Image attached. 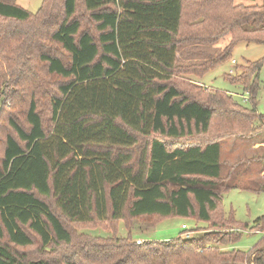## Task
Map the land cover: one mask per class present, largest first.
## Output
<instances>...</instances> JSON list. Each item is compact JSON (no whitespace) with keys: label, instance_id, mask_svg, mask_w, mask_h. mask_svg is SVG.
<instances>
[{"label":"trees","instance_id":"16d2710c","mask_svg":"<svg viewBox=\"0 0 264 264\" xmlns=\"http://www.w3.org/2000/svg\"><path fill=\"white\" fill-rule=\"evenodd\" d=\"M58 2L45 0L32 14L16 0H0V54L16 42L22 71L23 57L37 52L55 80L31 79L27 129L10 121L17 138H6L0 163V264H264V240L252 259L222 251L244 235H219L214 222L226 218L222 197L232 189L222 172V143L236 138L264 150V141H253L264 134L257 112L264 59L225 75L249 94L251 109L193 83L232 61L239 44L264 45V1ZM80 3L89 30L76 17ZM44 84L48 115L37 97ZM143 139H150L147 149L135 159ZM254 159L264 162V155ZM126 217L148 223L145 232L169 218L216 229L191 240L137 244L129 234L77 243L63 223L126 225ZM242 227L263 230L264 217ZM35 237L48 260L26 261L11 247L33 246Z\"/></svg>","mask_w":264,"mask_h":264},{"label":"rangeland","instance_id":"374dc122","mask_svg":"<svg viewBox=\"0 0 264 264\" xmlns=\"http://www.w3.org/2000/svg\"><path fill=\"white\" fill-rule=\"evenodd\" d=\"M45 0H16V5L32 14H36L42 7ZM264 1V0H263ZM62 4L59 0L56 7ZM77 18L81 19L85 29L89 30V14L84 11V7L80 3L78 8ZM23 26H25L23 28ZM91 26V25H90ZM21 30L26 32L30 29L26 25L21 26ZM48 32H46L47 34ZM18 44L9 41L5 46L4 51L0 54V163L3 159L5 151V142L8 136L17 138L15 131L10 125V121H15L23 128H28L26 121L28 104L32 97L31 79H37L36 82H55L48 76L45 63L37 58V52L34 55L24 56L23 71L21 70L22 63L18 59L19 51L16 50ZM187 49L179 54L178 63H182L184 54ZM1 51V50H0ZM217 48L210 50L211 54H217ZM233 60L228 61L221 68L209 73L202 80L193 78V83L197 87H207L213 90H220L231 94L234 99L244 108L251 109L253 107L250 102L249 94L244 93L240 86H234L225 79V75H235L236 69L246 66L249 62H256L264 59V45L241 43L234 50ZM26 74L30 75L26 78ZM261 91L259 95V103L257 112L264 116V67L260 73ZM189 83V82H188ZM187 82L180 83L182 86H187ZM38 89V98L40 110L42 114H49L50 103L48 101V86L40 85ZM47 87L46 89H43ZM55 87V86H50ZM150 139H143L139 145L133 148L135 159H139L146 151L147 144ZM254 142L264 141V134L257 136ZM196 142V141H194ZM240 141L238 139H227L222 143V172L227 180L225 183L232 189L223 195L221 209L226 218L222 219L219 216L215 218V224L218 226L217 232L219 235H225L229 232L241 231L244 237L235 243H230L227 246H219L222 251H242L247 253L248 258L252 259V252L258 248L264 240V229H255L253 232L242 230V226L248 224L253 225L258 218L264 217V162L260 159H254L257 156H263L264 150L254 151L253 145L249 146V141ZM182 144V143H179ZM44 200V198H41ZM51 209L58 213L52 199L45 200ZM64 225L74 235L76 242H83L84 238H125L131 235L133 241L141 240L143 242H169L172 239L182 237L188 240L199 238L204 233L215 230L212 224L206 225L204 222H197L189 218H169L163 220L155 226L151 231L148 223L133 221L128 217L125 218V223L120 221H107L105 223L93 224H71L65 219ZM182 225H187L188 231H183ZM131 229V230H129ZM184 232V234H183ZM7 243L6 240L3 241ZM263 246V245H260ZM20 256L24 255L26 261H36L39 259L48 260L46 252L41 249V243L35 237L33 246L30 247H15L11 246ZM66 254H70L71 250L63 248ZM24 259V258H23ZM78 264H85L84 261H78Z\"/></svg>","mask_w":264,"mask_h":264},{"label":"built area","instance_id":"2783aa9c","mask_svg":"<svg viewBox=\"0 0 264 264\" xmlns=\"http://www.w3.org/2000/svg\"><path fill=\"white\" fill-rule=\"evenodd\" d=\"M232 63H233V65H235L237 62H236V60H232ZM182 229L184 230V231H188V227H187V225H183L182 226ZM141 243H143L142 241H140V240H138L137 241V244H141ZM254 257V255H252V258Z\"/></svg>","mask_w":264,"mask_h":264},{"label":"crops","instance_id":"0c3cea01","mask_svg":"<svg viewBox=\"0 0 264 264\" xmlns=\"http://www.w3.org/2000/svg\"><path fill=\"white\" fill-rule=\"evenodd\" d=\"M183 226V225H182ZM138 241V240H137ZM141 241V240H140ZM143 242V241H142Z\"/></svg>","mask_w":264,"mask_h":264}]
</instances>
